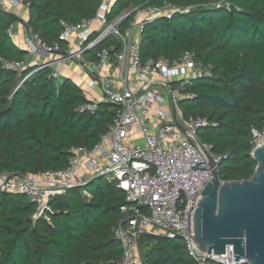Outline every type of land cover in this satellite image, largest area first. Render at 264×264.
Returning <instances> with one entry per match:
<instances>
[{"label": "trees", "instance_id": "trees-1", "mask_svg": "<svg viewBox=\"0 0 264 264\" xmlns=\"http://www.w3.org/2000/svg\"><path fill=\"white\" fill-rule=\"evenodd\" d=\"M23 1L27 20L0 7V173L55 172L69 165L72 148L98 144L119 108L100 103L95 114L81 113L80 107L93 101L71 79L52 77L50 67L4 68L3 61L25 62L30 54L8 31L24 25L50 45L59 41L62 21L78 25L89 20L104 0ZM221 1L229 8L212 5ZM165 2L191 10L148 23L141 59L173 61L190 53L209 67L210 75L185 85L184 91L195 97L181 100L179 107L184 119L206 118L217 125L201 128L198 138L222 158L221 180H248L257 167L252 127H262L264 120V0H115L110 16ZM112 44L117 40L108 37L87 56L93 59ZM68 45L62 42L64 49ZM97 181L105 183L97 186ZM125 204V192L99 177L52 200L48 222L35 218L36 206L26 195L0 191V264L117 262L124 249L114 230ZM139 247L146 264H195L182 238L147 233Z\"/></svg>", "mask_w": 264, "mask_h": 264}, {"label": "built area", "instance_id": "built-area-1", "mask_svg": "<svg viewBox=\"0 0 264 264\" xmlns=\"http://www.w3.org/2000/svg\"><path fill=\"white\" fill-rule=\"evenodd\" d=\"M114 2L104 0L96 16L78 25L62 21L63 31L59 41L53 44L42 42L29 29L24 32L28 44L34 42L37 50L48 55L63 54L87 73L88 89L99 92L101 100L82 106L79 111L95 114L100 103L114 104L119 108L114 122L93 148H72L69 165L62 170L0 173V191L26 195L36 206L35 218L50 222L52 200L96 178L108 177L109 182L123 190L126 204L121 207L123 217L114 230L115 238L124 249L122 259L84 264H146L137 250L140 239L152 232L170 239L182 238L195 264L208 261L249 264L246 259L234 262L233 245L226 246L225 254L209 255L193 243L194 213L204 188L213 178L206 157L197 145L201 142L198 131L217 125L206 118L184 119L179 103L195 97L184 91L185 85L210 75L209 67L196 62L190 53L173 61L162 57L143 62L140 56L141 38L148 23L186 14L191 8L167 2L159 7L141 5L123 11L111 23ZM212 5L230 6L224 1ZM0 7L14 12L28 5L23 0H0ZM130 17V25L121 29ZM8 33L15 38V25ZM74 36L73 49H64L62 42L70 46ZM108 37L115 38L117 44L104 47L95 58H89L87 53L95 51ZM2 64L6 69L19 71L30 67L27 60ZM38 67V70L50 67L54 78L62 75V64L57 61ZM201 143L215 160H222L213 154L211 145ZM251 145L252 153L264 145V120L262 127H252ZM203 161L205 165L196 166Z\"/></svg>", "mask_w": 264, "mask_h": 264}, {"label": "water", "instance_id": "water-1", "mask_svg": "<svg viewBox=\"0 0 264 264\" xmlns=\"http://www.w3.org/2000/svg\"><path fill=\"white\" fill-rule=\"evenodd\" d=\"M197 145L213 178L194 213L195 247L209 255H221L227 245H233L234 262L246 259L249 264H264V145L251 153L257 162L254 175L248 180L227 182L220 177L222 160H215L201 142ZM201 165L204 161L196 166Z\"/></svg>", "mask_w": 264, "mask_h": 264}, {"label": "crops", "instance_id": "crops-1", "mask_svg": "<svg viewBox=\"0 0 264 264\" xmlns=\"http://www.w3.org/2000/svg\"><path fill=\"white\" fill-rule=\"evenodd\" d=\"M18 16L23 18L24 20L28 19V10L26 9V12L23 15ZM16 30V36L14 38L15 43L24 49H27L29 52L32 53L28 55L27 57V63L30 64V66H37L42 63H48V62H58L62 64L63 70H62V77H66L74 81L78 86L81 87L83 90L85 96L91 100L95 101L98 99H95L94 97H100L101 94L99 92H94L88 89L87 83H88V75L86 72H84L77 64H75L72 60H69L65 58V55L63 54H45L39 50H37L36 46L31 43L28 46L24 42V35H23V27L21 25L17 24L15 26ZM100 101V100H98Z\"/></svg>", "mask_w": 264, "mask_h": 264}, {"label": "rangeland", "instance_id": "rangeland-1", "mask_svg": "<svg viewBox=\"0 0 264 264\" xmlns=\"http://www.w3.org/2000/svg\"><path fill=\"white\" fill-rule=\"evenodd\" d=\"M26 7H20L19 9H16V10H13L14 12L13 13H18L19 15H23L25 12H26ZM130 9H132V8H130ZM129 9V10H130ZM123 14V11H118L117 13H115V14H113L112 16H111V20H110V22L112 23V22H114V21H116L117 20V18L119 17V15H122ZM15 26H17V25H15ZM21 27H23V35H24V32H25V30L27 29L24 25H21ZM25 38V37H24ZM26 39L27 38H25L24 39V42L26 43V45L28 46L29 44H28V42L26 41ZM76 41V36H74L73 38H72V40H71V43H70V46H69V50H72L73 49V43ZM35 46H36V44L34 43V42H32ZM85 48L87 47L86 45L84 46ZM30 54L32 53L31 51L29 52ZM38 66V65H37ZM95 99H98V100H101L100 99V97H97V96H95L94 97ZM106 181H108L109 180V178L108 177H105L104 178ZM101 183H105V182H102V181H97V183H96V185L98 186V185H100ZM137 253L138 254H140V247L138 248V250H137ZM141 255V254H140Z\"/></svg>", "mask_w": 264, "mask_h": 264}]
</instances>
